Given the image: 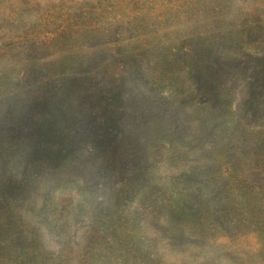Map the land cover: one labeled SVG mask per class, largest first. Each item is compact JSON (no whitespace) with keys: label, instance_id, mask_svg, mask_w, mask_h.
<instances>
[{"label":"rangeland","instance_id":"rangeland-1","mask_svg":"<svg viewBox=\"0 0 264 264\" xmlns=\"http://www.w3.org/2000/svg\"><path fill=\"white\" fill-rule=\"evenodd\" d=\"M96 1L0 0V189L7 194L14 221L38 226L43 244L53 252L59 251L62 239L37 213L44 198L54 204L70 200L66 213L79 242L90 226L89 213H75L84 196L114 203L116 191L143 181L141 191L123 199L122 214L137 211L144 222L146 215V222L158 218L164 225L173 196L171 177L194 169L193 179L201 178L221 142L214 141L215 135L247 134L250 144L264 138V78L254 77L255 59L264 56V44H254L249 33L238 42L219 39L223 33L234 35L246 14L253 19L257 0H203L210 8L199 11L200 22L197 12L183 24L187 38L201 41L207 31L202 21L215 23L218 12L212 7L224 3L214 29L218 43L206 55L216 49L233 63L223 83L226 93H234L228 103H215L201 92L199 81L186 71L176 72L171 64V14L166 22L156 18L150 48L134 60L136 42L130 37L135 32L127 24L121 63L112 71L104 66L114 45L92 31L60 34L50 49L41 48L39 40L56 38L70 24L69 8L63 4ZM80 10L85 19L95 16ZM48 17L54 23L43 30ZM251 88L257 96L247 99ZM145 195L155 200L153 210L146 206ZM159 231L164 233L159 250L170 264H188L182 253L169 249L175 245L170 230Z\"/></svg>","mask_w":264,"mask_h":264},{"label":"trees","instance_id":"trees-1","mask_svg":"<svg viewBox=\"0 0 264 264\" xmlns=\"http://www.w3.org/2000/svg\"><path fill=\"white\" fill-rule=\"evenodd\" d=\"M222 4L216 3L212 9L221 14ZM62 6L69 8L70 24L59 34L56 33V38L39 40L38 44L45 51L51 48L54 40L62 38L60 34L92 31L91 34L100 35L101 39L114 45L111 57L104 66L112 71L116 64L121 63L127 24L128 30L135 32L131 37L128 35L131 42H136L134 60L150 48L149 36L156 31L153 26L156 18L166 22L171 14V64L178 68L176 72L186 71L199 81L201 92L211 96L215 103H228L234 97L232 91L225 92L223 84L233 63L222 59L221 52L216 49L206 55L213 49L211 44L216 47L218 43L215 34L219 27V14L215 13V23L213 20L202 21V30L204 26L207 31L200 39L205 44L187 38V25L183 24L197 12L196 20L200 22L199 11L210 8L205 7L203 0H97L89 5L77 2ZM82 7L88 10L85 15L95 16L83 18L80 14ZM107 8L112 12H108ZM118 9L122 11L118 12ZM254 11L253 19L246 14V20L239 24L245 31L238 25L234 35L223 33L219 39L238 42L243 33H249L248 38L254 44H264V17L260 15L264 14V0H257ZM53 19H43V30L49 29ZM180 24L182 27H179ZM91 25L92 29L86 30ZM99 70H96V77L101 75ZM238 70L242 76L247 73L241 67ZM254 77L264 78V56L255 59ZM257 93L251 88L245 94L247 99H254ZM227 134H222L220 139L214 136V141L221 142L211 164L204 166L205 174L201 178L193 179L194 169L191 174L181 173L171 177L173 196L168 205L170 214L164 218V225L155 221L158 218L146 222L149 219L146 215L144 222L137 211L122 214L120 205L123 199L141 191L143 181L133 184L126 191H116L114 203L101 198L95 202L96 197L84 196L83 201L76 205L75 213L77 216L89 213L90 226L78 237L79 242L71 234V221L66 213L70 200L64 198L54 204L44 198L37 213L44 224L61 237L58 252L45 247L38 226L23 219L14 221L16 216L10 210L7 194L1 188L0 264H170L159 250L162 243L160 237L164 234L159 230L166 232L168 229L175 242L172 247L168 246L169 249L182 253L188 264H264V138L250 144L247 134H231V137ZM233 137H236L234 141L231 140ZM144 201L146 206L151 205L154 209L156 203L153 198L145 195ZM51 210L55 213L47 216Z\"/></svg>","mask_w":264,"mask_h":264}]
</instances>
